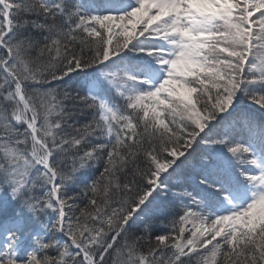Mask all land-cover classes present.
<instances>
[{"label":"snow or ice","instance_id":"6c2138e0","mask_svg":"<svg viewBox=\"0 0 264 264\" xmlns=\"http://www.w3.org/2000/svg\"><path fill=\"white\" fill-rule=\"evenodd\" d=\"M0 264H264V0H0Z\"/></svg>","mask_w":264,"mask_h":264}]
</instances>
